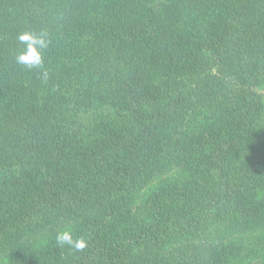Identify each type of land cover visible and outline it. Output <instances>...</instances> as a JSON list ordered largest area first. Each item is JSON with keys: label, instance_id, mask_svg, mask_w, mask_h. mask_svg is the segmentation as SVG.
Listing matches in <instances>:
<instances>
[{"label": "trees", "instance_id": "trees-1", "mask_svg": "<svg viewBox=\"0 0 264 264\" xmlns=\"http://www.w3.org/2000/svg\"><path fill=\"white\" fill-rule=\"evenodd\" d=\"M161 2L0 0V264H264V0ZM25 32L48 44L41 67L17 63ZM180 164L196 200L167 192L125 227L142 183ZM232 217L257 233L227 253Z\"/></svg>", "mask_w": 264, "mask_h": 264}, {"label": "rangeland", "instance_id": "rangeland-1", "mask_svg": "<svg viewBox=\"0 0 264 264\" xmlns=\"http://www.w3.org/2000/svg\"><path fill=\"white\" fill-rule=\"evenodd\" d=\"M161 5H163V0L161 2ZM62 34V33H61ZM64 35V34H62ZM84 40V38H83ZM264 96V93H263ZM259 123L262 125V127H258L257 130H255V139L253 141L254 146H253V153L256 150H261L264 151V111L262 113V115L259 116L258 118ZM257 121V122H258ZM187 165V163H185ZM190 164V163H188ZM186 166L183 164L177 167H172V169H168L166 171L163 172L162 175H160L159 177H157L158 180H155L152 182V184H149L148 181L146 183H142V187L143 189L141 190V192L138 193V198L136 199L137 201L134 203V205L132 206L134 212L136 211V214H133V216H135L136 219H130V223L131 225H128L124 222V226L127 227L128 229H132L135 227H142L143 229L146 228V224L149 223L150 218L152 219L151 221H153V217H155V215L161 210L160 206H157V204H162L163 208H165V206L168 208V205L173 203L172 201V197H170V199H167V192L170 193V191H173V194L176 196V200L179 204L184 205V203L187 201V203L185 204V206L190 205L194 202V200H196V195L197 193H195L196 186L195 185H201L203 183V181L200 182V184L193 178V176L191 175H186L184 176L185 178H182L183 174L185 172ZM189 174V172H188ZM162 179H169L172 181L177 180L176 182H172L171 185H169L168 187H166L165 189H162V192L164 193V198L162 197H154L153 194H149L148 190L151 189V187L153 186H158L159 181ZM164 180V181H165ZM192 180V181H190ZM180 181L183 183V187L181 189L178 190V184L180 183ZM191 182H195V185L193 186L194 189L189 190V188H187V185ZM187 184V185H186ZM191 186V185H190ZM213 186V184H207L208 189H211ZM174 187H177L176 189H173ZM150 192H152L150 190ZM160 192V193H162ZM136 195V193H135ZM199 197V195H198ZM262 212L264 213V206H262L261 208ZM139 211V213H138ZM126 213H124L125 215ZM144 220L146 221L144 223ZM123 226V224H119L118 223V227ZM238 226L242 227V223H240V220H238L236 217H232L228 220H226L224 223H222V225H218L217 228L220 229L221 231L215 232L214 235L215 237H218L217 239V244L218 246H216L219 250H227V253H232L233 250L231 249H226V247L230 246V244L232 242H235V244L237 245V250H239L241 248V246L243 245L240 242V239H246L247 237L249 238L251 235H255V233H257V231L252 232V229H249L247 232V234H244L242 228H239ZM62 230H65L66 227L62 226L61 228ZM142 229V230H143ZM262 231H264V228L262 227ZM59 231H57V229L51 230L50 232L46 233L45 235L47 237H52V236H57L55 234H57ZM64 232V231H63ZM221 237V238H219ZM43 241H45L42 237L39 236H35L33 239H31V242L34 243L35 246L40 245L41 243H43ZM225 242V243H224ZM30 243V242H29ZM224 243V244H223ZM216 244V245H217ZM249 248H251V245H247ZM198 247V246H195ZM194 247V250L197 249ZM38 253L41 252L40 250H37ZM182 252H178L177 257H181L183 252L185 251L187 254L186 258H190L192 257V247L189 248V246H185L181 249ZM63 253L61 254L62 259L60 257V255H56V252H52V257H54V262L59 261V263H63L65 259H67L68 255L70 254L69 252H71V250L69 249H64L62 251ZM184 252V253H185ZM181 253V254H180ZM245 253H249L248 249L246 248L244 250V254ZM72 257V256H71ZM71 260V258L69 260H67V262H69ZM63 261V262H61Z\"/></svg>", "mask_w": 264, "mask_h": 264}, {"label": "clouds", "instance_id": "clouds-1", "mask_svg": "<svg viewBox=\"0 0 264 264\" xmlns=\"http://www.w3.org/2000/svg\"><path fill=\"white\" fill-rule=\"evenodd\" d=\"M19 42L26 44V51L17 57V63L27 65L28 67H41L43 65V50L48 44L44 41H38L34 34L25 32L18 36ZM50 41H48L49 43ZM40 45L38 50L37 45ZM47 78V72L44 73ZM56 241L59 245L68 244L74 247L77 251H82L86 247V242L83 239L73 240L69 231H64L56 236Z\"/></svg>", "mask_w": 264, "mask_h": 264}]
</instances>
